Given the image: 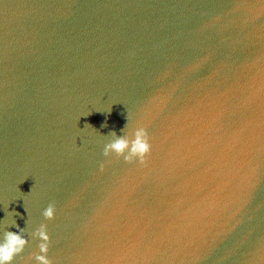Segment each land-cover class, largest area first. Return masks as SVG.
I'll return each instance as SVG.
<instances>
[{"label": "water", "instance_id": "1", "mask_svg": "<svg viewBox=\"0 0 264 264\" xmlns=\"http://www.w3.org/2000/svg\"><path fill=\"white\" fill-rule=\"evenodd\" d=\"M127 120L143 160L103 153ZM14 219L10 264L40 223L52 264H264V0H0Z\"/></svg>", "mask_w": 264, "mask_h": 264}, {"label": "clouds", "instance_id": "2", "mask_svg": "<svg viewBox=\"0 0 264 264\" xmlns=\"http://www.w3.org/2000/svg\"><path fill=\"white\" fill-rule=\"evenodd\" d=\"M127 123L128 120L121 129L122 134H117L115 130L109 132L113 138L105 143L103 153L105 156L115 153L118 156H122L126 161L134 158L143 160L145 154L150 150L147 133L142 127H135L126 132ZM103 126H105L104 123H102L101 127ZM16 214L19 215V213ZM42 215L46 219H51L54 216V205L49 203L43 209ZM11 225H15L18 231H11L8 227L0 226V264H10L14 256L22 252L28 243V236L24 233V227H20L15 219L11 222ZM31 235L38 238V251L32 253L35 264H52L51 259L47 255L49 236L46 231V225L40 223L38 227L32 230Z\"/></svg>", "mask_w": 264, "mask_h": 264}]
</instances>
